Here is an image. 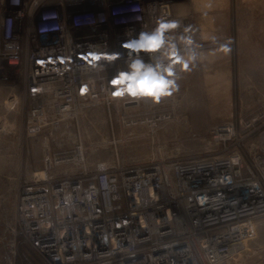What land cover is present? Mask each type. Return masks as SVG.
Returning a JSON list of instances; mask_svg holds the SVG:
<instances>
[{
  "label": "built area",
  "instance_id": "2783aa9c",
  "mask_svg": "<svg viewBox=\"0 0 264 264\" xmlns=\"http://www.w3.org/2000/svg\"><path fill=\"white\" fill-rule=\"evenodd\" d=\"M178 1H11L4 48L9 67L25 71V134L40 145L42 161L20 192L18 225L46 264H226L257 238L264 128L248 157L237 143L181 157L120 152L124 144H154L172 121L174 95L158 104L113 98L110 82L136 56L123 42L158 18L179 21L170 35L184 34ZM139 55L154 63L159 53Z\"/></svg>",
  "mask_w": 264,
  "mask_h": 264
},
{
  "label": "rangeland",
  "instance_id": "374dc122",
  "mask_svg": "<svg viewBox=\"0 0 264 264\" xmlns=\"http://www.w3.org/2000/svg\"><path fill=\"white\" fill-rule=\"evenodd\" d=\"M11 1L17 2L0 0V264H46L24 242L18 225L20 192L31 183L32 173L42 167V161L40 145L25 134L28 108L25 71L16 72L14 67H9L4 48L1 25ZM175 9L191 28L190 34L197 44L195 50L201 54L195 62L199 70L196 72L194 67L190 72H182L177 80L179 91L173 94L175 102L167 104L172 121L158 131V140L154 144H124L120 152L141 159L153 153L158 157H181L228 151L237 143L248 157L257 150L259 134L264 128L261 127L264 123V117L261 118L264 116V56L255 53L251 45L256 43H243L240 31L243 22L241 17H236V7L232 9L234 16L229 22L204 28L203 40L195 36L200 29V18L191 11L181 14L178 5ZM227 42H230V54L217 51L220 44ZM22 51L24 67L26 49ZM219 54V63L210 64V59ZM226 56L228 60L222 61ZM215 71L220 74L228 71V80L213 78ZM257 117L261 119L255 122ZM226 137L231 139L223 142ZM91 157L95 159L97 155ZM226 264H264V223L246 250Z\"/></svg>",
  "mask_w": 264,
  "mask_h": 264
},
{
  "label": "clouds",
  "instance_id": "9594fccd",
  "mask_svg": "<svg viewBox=\"0 0 264 264\" xmlns=\"http://www.w3.org/2000/svg\"><path fill=\"white\" fill-rule=\"evenodd\" d=\"M210 7V5H209ZM207 13H205L206 15ZM180 27L179 21L158 18L156 26L151 31H140L138 36L123 42L122 46L129 50V55L135 53L128 71L118 73L111 80L114 87L113 98H143L160 103L162 98L169 97L179 91L176 65L180 71L190 72L201 54L194 48V41L188 33L190 26L184 29V34L170 35L172 30ZM215 40V37L212 38ZM182 44L187 50V56L182 55L178 47ZM217 51L228 55L231 52L230 42L219 45ZM140 53L157 54L154 63H146Z\"/></svg>",
  "mask_w": 264,
  "mask_h": 264
},
{
  "label": "crops",
  "instance_id": "0c3cea01",
  "mask_svg": "<svg viewBox=\"0 0 264 264\" xmlns=\"http://www.w3.org/2000/svg\"><path fill=\"white\" fill-rule=\"evenodd\" d=\"M177 5L178 9H181V14L191 11L194 16L200 18L198 20L200 29L195 32L196 38L200 40L205 37L204 28L229 22L231 16H234L232 9L236 7V17H241L243 22V28H240L243 43L246 41L251 44L256 43L251 45L255 49V53L264 56V0H179ZM205 13L207 14L205 15ZM203 17L208 19L203 20ZM219 57L220 54L218 57L210 59V64H218ZM226 59L228 60L227 56L222 58V61ZM198 70V66L195 65V71L198 72ZM212 77L216 80L226 77L228 80L229 73L225 71L220 74L219 71H215Z\"/></svg>",
  "mask_w": 264,
  "mask_h": 264
},
{
  "label": "flooded vegetation",
  "instance_id": "af4514ba",
  "mask_svg": "<svg viewBox=\"0 0 264 264\" xmlns=\"http://www.w3.org/2000/svg\"><path fill=\"white\" fill-rule=\"evenodd\" d=\"M22 1V3H27V4H31V3H33V2H35L36 0H33V1H26V0H21ZM9 9V8H8Z\"/></svg>",
  "mask_w": 264,
  "mask_h": 264
}]
</instances>
